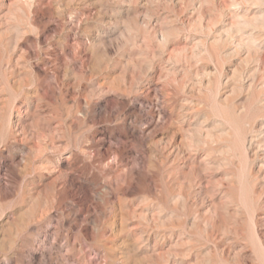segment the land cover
I'll list each match as a JSON object with an SVG mask.
<instances>
[{
	"label": "rangeland",
	"instance_id": "1",
	"mask_svg": "<svg viewBox=\"0 0 264 264\" xmlns=\"http://www.w3.org/2000/svg\"><path fill=\"white\" fill-rule=\"evenodd\" d=\"M262 136L264 0H0V264H264Z\"/></svg>",
	"mask_w": 264,
	"mask_h": 264
},
{
	"label": "bare ground",
	"instance_id": "2",
	"mask_svg": "<svg viewBox=\"0 0 264 264\" xmlns=\"http://www.w3.org/2000/svg\"><path fill=\"white\" fill-rule=\"evenodd\" d=\"M263 133V132H262ZM263 135V134H262ZM261 137V136H260ZM262 138H264L263 136H262ZM261 140V139H260ZM260 143V142H259ZM260 145H261V143H260Z\"/></svg>",
	"mask_w": 264,
	"mask_h": 264
}]
</instances>
